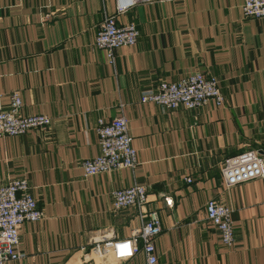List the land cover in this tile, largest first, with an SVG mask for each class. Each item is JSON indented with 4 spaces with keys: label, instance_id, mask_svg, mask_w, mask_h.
I'll return each instance as SVG.
<instances>
[{
    "label": "crops",
    "instance_id": "1",
    "mask_svg": "<svg viewBox=\"0 0 264 264\" xmlns=\"http://www.w3.org/2000/svg\"><path fill=\"white\" fill-rule=\"evenodd\" d=\"M244 3L154 0L118 15L114 0H0V110L19 94L23 116L52 119L0 139V186L27 180L44 213L22 225V258L7 264H146L143 254L115 263L93 250L139 229L137 211L113 209V192L134 185L160 216L157 264H264V179L227 189L221 174L246 150L264 156V19L245 18ZM106 14L140 32L114 65L94 44ZM197 72L218 80L223 106L141 101ZM122 115L138 165L86 177L82 163L101 153L99 122ZM210 200L232 212L231 247L207 219Z\"/></svg>",
    "mask_w": 264,
    "mask_h": 264
},
{
    "label": "built area",
    "instance_id": "2",
    "mask_svg": "<svg viewBox=\"0 0 264 264\" xmlns=\"http://www.w3.org/2000/svg\"><path fill=\"white\" fill-rule=\"evenodd\" d=\"M114 1L119 15L139 4H151L154 0ZM243 11L245 18L264 19V0H245ZM139 36L140 32L135 24L118 26L116 16L106 14L94 44L96 48L105 52L109 63L114 65L115 51L135 45ZM141 101L156 104L167 111L180 108L195 110L208 102H215L218 106L225 104L218 80L198 72L178 82H161L157 88L144 92ZM22 105L19 94H14L9 108L0 110V139L22 136L32 130L51 127L52 119L48 116H23ZM97 134L101 153L94 159L82 163L86 177L136 168L137 151L132 145L128 120L124 115L111 122L100 121ZM221 174L227 189L264 179V156L256 150H246L227 158L222 165ZM112 198L115 211L133 209L138 212L141 224L129 241L105 239L96 242L93 246L96 256L110 259L115 263H124L143 254L146 264H157L155 244L163 230L158 212L147 209L149 203L147 188L134 185L116 190ZM165 201L168 206H172L171 200L166 198ZM206 212L208 221L217 229L222 243L228 247L233 246L235 233L231 210L222 203L210 200L206 204ZM43 219L44 213L38 208L36 199L30 193L27 180H12L0 186V264L22 258L19 251L22 225L26 222H40Z\"/></svg>",
    "mask_w": 264,
    "mask_h": 264
}]
</instances>
